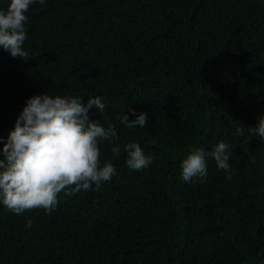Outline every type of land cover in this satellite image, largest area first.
Returning <instances> with one entry per match:
<instances>
[{
	"label": "trees",
	"instance_id": "obj_1",
	"mask_svg": "<svg viewBox=\"0 0 264 264\" xmlns=\"http://www.w3.org/2000/svg\"><path fill=\"white\" fill-rule=\"evenodd\" d=\"M26 15L32 58L0 48V149L28 98L99 96L89 119L116 126L98 143L116 174L51 214L0 203V264H264V139L248 133L264 115V0H46ZM129 106L144 127L117 119ZM221 141L231 180L210 157L206 182L181 180L192 149ZM128 142L147 168L113 156Z\"/></svg>",
	"mask_w": 264,
	"mask_h": 264
},
{
	"label": "clouds",
	"instance_id": "obj_2",
	"mask_svg": "<svg viewBox=\"0 0 264 264\" xmlns=\"http://www.w3.org/2000/svg\"><path fill=\"white\" fill-rule=\"evenodd\" d=\"M46 0H9L6 9H0V48L12 58L25 61L32 58L25 50L28 39L26 13L34 3L44 5ZM95 108L102 115L106 104L101 97L89 98L87 103L79 96L40 94L26 100L25 106L0 149V203L15 214L33 209H42L51 214L58 205V194L71 196L81 190L99 191L102 184L116 174L110 162L100 164V141H117L116 126L109 123L102 126L98 120L89 119V110ZM128 115L118 116L126 128L144 127L148 123L146 112L137 113L127 108ZM106 118V117H105ZM241 125V124H240ZM249 135L264 139V115L257 117L255 126L248 127ZM244 134V126L236 128L235 135ZM235 145L223 141L217 143L211 152L202 148L192 149L181 162L180 178L191 182L199 178L206 182L207 159H214L218 170L225 172V179L231 180L229 160ZM127 154L126 165L139 171L152 163L136 142L114 144L111 152L119 157L121 151ZM31 220L26 227H31Z\"/></svg>",
	"mask_w": 264,
	"mask_h": 264
}]
</instances>
